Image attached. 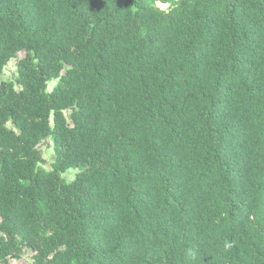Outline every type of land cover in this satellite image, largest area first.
<instances>
[{"label": "trees", "instance_id": "1", "mask_svg": "<svg viewBox=\"0 0 264 264\" xmlns=\"http://www.w3.org/2000/svg\"><path fill=\"white\" fill-rule=\"evenodd\" d=\"M160 2L0 0V264H264V0Z\"/></svg>", "mask_w": 264, "mask_h": 264}, {"label": "rangeland", "instance_id": "2", "mask_svg": "<svg viewBox=\"0 0 264 264\" xmlns=\"http://www.w3.org/2000/svg\"><path fill=\"white\" fill-rule=\"evenodd\" d=\"M24 54V52H19L18 53V58H13L12 60L9 61L8 65L5 67L4 71L0 74V81L1 80H6L9 79L12 74L15 73V65L17 62V59L21 58V56ZM54 85V82L49 83V88L51 89ZM42 151H43V156L47 160L51 157V148L45 147V145L41 146ZM75 171L69 170L66 173L63 174V177L66 178L67 180H71L74 178ZM32 252L27 250L23 251L22 257L19 259H10V264H31L32 259H31Z\"/></svg>", "mask_w": 264, "mask_h": 264}, {"label": "clouds", "instance_id": "3", "mask_svg": "<svg viewBox=\"0 0 264 264\" xmlns=\"http://www.w3.org/2000/svg\"><path fill=\"white\" fill-rule=\"evenodd\" d=\"M150 7L158 8L161 12L167 13L169 5L167 3H161L160 0H154V3L150 4ZM225 247H231L230 244H225Z\"/></svg>", "mask_w": 264, "mask_h": 264}]
</instances>
